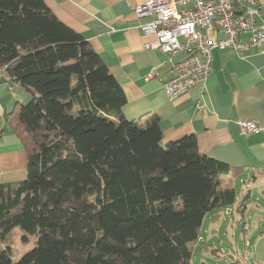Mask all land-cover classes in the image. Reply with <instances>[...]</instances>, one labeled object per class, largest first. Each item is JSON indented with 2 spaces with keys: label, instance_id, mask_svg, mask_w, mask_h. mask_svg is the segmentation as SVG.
<instances>
[{
  "label": "trees",
  "instance_id": "trees-1",
  "mask_svg": "<svg viewBox=\"0 0 264 264\" xmlns=\"http://www.w3.org/2000/svg\"><path fill=\"white\" fill-rule=\"evenodd\" d=\"M0 71L34 92L7 115L28 166L0 184V264H190L206 213L236 204L232 166L195 134L164 144L157 114L128 119L102 56L44 0H0ZM16 228L37 238L14 262Z\"/></svg>",
  "mask_w": 264,
  "mask_h": 264
},
{
  "label": "crops",
  "instance_id": "crops-1",
  "mask_svg": "<svg viewBox=\"0 0 264 264\" xmlns=\"http://www.w3.org/2000/svg\"><path fill=\"white\" fill-rule=\"evenodd\" d=\"M44 1L102 56L127 96L123 111L128 119L145 123L159 115L164 144L195 134L201 153L232 166L221 177L223 188L236 190L238 179L247 185L251 175L264 178V45L243 53L215 49L209 78L171 100L164 89L171 77L168 57L146 48L149 37L139 28L145 19L134 13V6L147 0ZM259 2L264 20V0ZM30 99L28 90L0 71V184L27 176L28 155L8 127L7 115ZM240 120H255L262 129L243 134ZM240 199L238 195L237 203Z\"/></svg>",
  "mask_w": 264,
  "mask_h": 264
},
{
  "label": "built area",
  "instance_id": "built-area-1",
  "mask_svg": "<svg viewBox=\"0 0 264 264\" xmlns=\"http://www.w3.org/2000/svg\"><path fill=\"white\" fill-rule=\"evenodd\" d=\"M134 13L145 19L139 28L149 37L146 48L168 57L171 77L164 89L171 100L209 78L215 49L243 53L264 45L259 0H147L135 5ZM198 108L205 109L202 103ZM238 125L243 134L262 129L255 120Z\"/></svg>",
  "mask_w": 264,
  "mask_h": 264
},
{
  "label": "rangeland",
  "instance_id": "rangeland-1",
  "mask_svg": "<svg viewBox=\"0 0 264 264\" xmlns=\"http://www.w3.org/2000/svg\"><path fill=\"white\" fill-rule=\"evenodd\" d=\"M246 183L234 181L237 198L238 195L241 198L238 203L206 213L199 238L189 244L190 264H264V178L251 175ZM248 191L251 196L244 203L245 217H242L238 207ZM216 215L219 217L215 218ZM24 234L16 228L9 237H13L9 243L13 246L14 262L35 247L36 235L28 234V240L22 241Z\"/></svg>",
  "mask_w": 264,
  "mask_h": 264
},
{
  "label": "water",
  "instance_id": "water-1",
  "mask_svg": "<svg viewBox=\"0 0 264 264\" xmlns=\"http://www.w3.org/2000/svg\"><path fill=\"white\" fill-rule=\"evenodd\" d=\"M29 92L32 94L34 93L32 90H29ZM251 196V191H248L247 195L245 196V198L242 200V204L245 203V201H247Z\"/></svg>",
  "mask_w": 264,
  "mask_h": 264
}]
</instances>
